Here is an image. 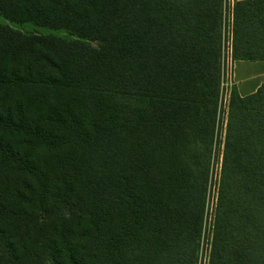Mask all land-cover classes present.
<instances>
[{
  "label": "trees",
  "instance_id": "trees-1",
  "mask_svg": "<svg viewBox=\"0 0 264 264\" xmlns=\"http://www.w3.org/2000/svg\"><path fill=\"white\" fill-rule=\"evenodd\" d=\"M221 2L0 0V264H197ZM233 12L263 61L264 0ZM223 154L211 264H264V84Z\"/></svg>",
  "mask_w": 264,
  "mask_h": 264
},
{
  "label": "rangeland",
  "instance_id": "rangeland-1",
  "mask_svg": "<svg viewBox=\"0 0 264 264\" xmlns=\"http://www.w3.org/2000/svg\"><path fill=\"white\" fill-rule=\"evenodd\" d=\"M222 21L219 37V73H218V98L213 126V139L210 147V159L208 166V176L203 195V209L199 220L200 227L196 240L197 264H211L213 245L216 231L225 232V228L219 229L217 225V213L219 207V190L223 167L224 144L226 135V125L229 112V101L234 92L231 84V44L233 28V10L238 2L244 0H221ZM0 23H5L0 19ZM32 26H26V30L33 31ZM34 31L44 33L42 30ZM56 33V32H54ZM218 233V234H219ZM187 243L183 244L185 247ZM182 247V248H183Z\"/></svg>",
  "mask_w": 264,
  "mask_h": 264
},
{
  "label": "crops",
  "instance_id": "crops-1",
  "mask_svg": "<svg viewBox=\"0 0 264 264\" xmlns=\"http://www.w3.org/2000/svg\"><path fill=\"white\" fill-rule=\"evenodd\" d=\"M231 67L230 81L239 96L251 95L264 84V60L232 61Z\"/></svg>",
  "mask_w": 264,
  "mask_h": 264
}]
</instances>
